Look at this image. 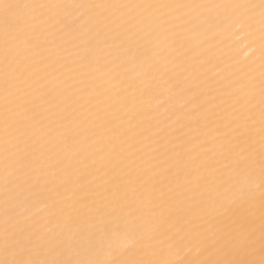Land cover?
Listing matches in <instances>:
<instances>
[{
  "label": "snow or ice",
  "instance_id": "snow-or-ice-1",
  "mask_svg": "<svg viewBox=\"0 0 264 264\" xmlns=\"http://www.w3.org/2000/svg\"><path fill=\"white\" fill-rule=\"evenodd\" d=\"M0 264H264V0H0Z\"/></svg>",
  "mask_w": 264,
  "mask_h": 264
}]
</instances>
